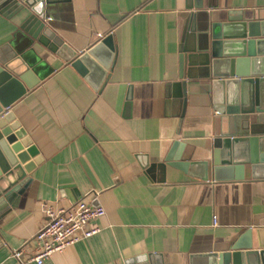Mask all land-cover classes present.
Returning <instances> with one entry per match:
<instances>
[{"label":"crops","instance_id":"0c3cea01","mask_svg":"<svg viewBox=\"0 0 264 264\" xmlns=\"http://www.w3.org/2000/svg\"><path fill=\"white\" fill-rule=\"evenodd\" d=\"M186 3L61 4L55 20L70 47L84 49L109 34L113 65L95 90L69 61L33 46L42 79L10 109L41 159L27 173L30 182L16 206L0 216V264H26L12 256L15 249H22V259L36 251L32 237L46 221L43 203L83 201L105 214L95 221L97 233L42 264H130L149 253L164 264H188L190 255L226 244L249 227L254 240L255 227L264 229V179H252L248 168L243 179L218 182L170 166L153 174L144 168L145 161H162L175 141L184 143L182 158L204 157L219 126L206 80L189 81L193 94L184 108L173 97L187 15L198 13L187 24L188 44L194 38L189 29L206 18L264 19V0H202L200 10H187ZM22 20L0 13V48L25 46ZM34 159L28 156L24 165Z\"/></svg>","mask_w":264,"mask_h":264},{"label":"water","instance_id":"95a60500","mask_svg":"<svg viewBox=\"0 0 264 264\" xmlns=\"http://www.w3.org/2000/svg\"><path fill=\"white\" fill-rule=\"evenodd\" d=\"M71 0H0V13L23 18L19 29L27 36L21 50L0 48V216L7 213L30 182L27 173L41 157L25 129L10 109L42 77L38 74L35 44L69 61L90 85L99 90L108 80L113 65L111 35L98 38L80 50H73L67 34L57 28L56 13ZM202 0H187V10H200ZM187 15L183 43L179 47L178 79L173 97L185 107L192 95L193 80H206V94L219 126L212 138L210 152L204 157L182 158L184 143L175 141L160 162H144L147 172L163 171L166 166L181 169L199 179L240 180L248 168L252 179H264V19L243 16L225 21L206 18L197 29L190 28L193 39L186 42ZM197 30V33H195ZM39 58V57H38ZM16 140L18 143L13 144ZM24 147L25 152L19 153ZM28 156L34 162L24 165ZM247 228L239 237L200 254H192L188 264H264V229ZM130 264H164L158 254H146Z\"/></svg>","mask_w":264,"mask_h":264},{"label":"built area","instance_id":"2783aa9c","mask_svg":"<svg viewBox=\"0 0 264 264\" xmlns=\"http://www.w3.org/2000/svg\"><path fill=\"white\" fill-rule=\"evenodd\" d=\"M45 223L33 235L36 251L21 258L22 249L12 251V256L22 263L42 264L55 252L63 251L75 242L86 239L99 231L95 221L105 214L100 206L77 201L67 207L43 203Z\"/></svg>","mask_w":264,"mask_h":264}]
</instances>
